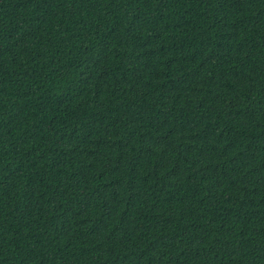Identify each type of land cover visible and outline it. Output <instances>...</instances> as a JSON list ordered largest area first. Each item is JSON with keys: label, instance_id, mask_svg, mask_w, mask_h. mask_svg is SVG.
<instances>
[{"label": "trees", "instance_id": "trees-1", "mask_svg": "<svg viewBox=\"0 0 264 264\" xmlns=\"http://www.w3.org/2000/svg\"><path fill=\"white\" fill-rule=\"evenodd\" d=\"M0 264H264V0H0Z\"/></svg>", "mask_w": 264, "mask_h": 264}]
</instances>
